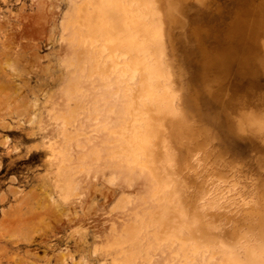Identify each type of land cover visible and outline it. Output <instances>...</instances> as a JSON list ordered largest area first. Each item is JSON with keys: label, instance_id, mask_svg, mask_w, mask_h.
<instances>
[{"label": "rangeland", "instance_id": "374dc122", "mask_svg": "<svg viewBox=\"0 0 264 264\" xmlns=\"http://www.w3.org/2000/svg\"><path fill=\"white\" fill-rule=\"evenodd\" d=\"M158 2L174 108L153 110L163 125L139 170L108 156L120 127L94 92L100 74L85 68L93 33L82 22L98 15L84 0H0V264H181L167 234L210 224L218 242L198 251L242 258L245 239L264 261V0ZM152 177L172 192L165 225L146 219L158 208Z\"/></svg>", "mask_w": 264, "mask_h": 264}, {"label": "bare ground", "instance_id": "6f19581e", "mask_svg": "<svg viewBox=\"0 0 264 264\" xmlns=\"http://www.w3.org/2000/svg\"><path fill=\"white\" fill-rule=\"evenodd\" d=\"M84 2L85 3H83V5L86 4V7L88 9L89 8L93 9V11L95 12L94 14L98 15V17L96 15V17H97L96 19H93L92 17H87V18H85V20L83 22L81 21V19H79V17H82L81 15H78L77 16L78 18L76 17L77 18L76 22H78V23L82 22V24L84 26L88 27L91 30V32L93 33L92 39H90V41L88 40L89 42H86V44H84L85 49H87L86 54H87V62H88V67H85V68L88 69L87 71H92L95 73L98 72L100 74L99 75L100 76V83H98V84L91 83V85L93 84L94 87L99 85L98 87H96V90L94 92L96 95L98 92L101 94V95H98L101 97L97 96V98H100L102 100L101 104L103 103L104 105L102 104V106H105L104 109L107 110L106 116L108 118L110 117L112 119V121L115 120L116 123L118 122V126L120 127V129H118V131L116 132L117 135L119 134L118 136L116 135L117 141H118V150H113V151L111 150L108 156L111 159L117 158L119 161L118 163L123 162V164L127 168L128 167L129 168H139V170H141L143 167L146 166V159H149V158H147V156L152 155V153L150 154V151H149V146H151L150 144H152V143L154 144L153 150H155V151H156L155 145L158 144V142H157L158 139L155 141L157 143H154V142L148 143L151 131L153 132V130H155V128L158 126L157 124L161 120H163V118L157 117L156 119L159 121L158 122L155 121L156 122L155 124L157 126L156 127L154 126L155 128H153V125H155V124L153 122L151 124V122H150L154 116L152 112H153V110L154 111L156 110L157 113H158V111H161V112L167 111L168 116H170L168 111L171 110V107L173 105V103L171 105V102L173 101L172 97L174 94L172 95L173 92L170 91V90H173L171 88V85H170V78H169L170 75H169V72L167 70L166 65L164 64L163 60L160 57L161 56V54H160L161 53V46L160 45H161V33H162V27L161 26L163 25V20L161 18L162 15H160V13H162V11L160 12L161 5L159 4L158 0H84ZM81 9H82V7H81ZM78 10H80V8ZM78 10L76 9V11H78ZM76 13L78 14L79 11ZM77 27H78V24H77ZM88 32H90V31H88ZM86 35H89V34L87 33ZM83 36H85V35H83ZM87 39H89V38H87ZM79 42L80 41L76 40V45L80 46ZM70 44H71V42H70ZM89 75H90V73H89ZM96 78L99 80V77L96 76L94 78V82L97 83ZM90 81H93V78H92V80L90 78ZM93 85L90 86V84H89V86L91 88L93 87ZM93 88H92V91H93ZM98 88H99V90H98ZM92 93L93 92H91V94ZM91 96H93V95H90V97ZM93 97L96 98L95 96H93ZM99 101L100 100H98V102ZM92 103L94 104L95 102H92ZM90 106H91V103H90ZM98 107H100V106H98ZM172 108H174V107H172ZM95 109H96V106H95ZM104 109H102V110L104 112H106V110H104ZM166 109H168V110H166ZM98 111H101V109ZM159 115H161V113ZM163 115L164 114L162 113V116ZM96 119L97 118H95V120ZM111 119L109 121H111ZM156 119H154V120H156ZM164 121L166 122L165 119H164ZM169 121L167 120L168 123H169ZM100 123H102V122H100ZM105 123H106V121H105ZM168 123H166V124H168ZM161 124L163 125L162 121H161ZM102 125H101V128H102L101 132L103 129H106V127H107V126L105 127V125L103 127ZM118 126L116 124V127H118ZM113 127H114V125H113ZM178 127H177L178 130L181 129ZM158 128L159 127H157L156 129L159 130ZM182 128L184 129V127H182ZM183 129H181V130H183ZM156 131H155V133H159ZM111 132L114 133L115 131H111ZM104 134H105V132H104ZM157 135H155V136L157 137ZM151 136H153V134H151ZM151 136H150V138H151ZM155 136H153V138H155ZM153 138H152V140H153ZM106 141H108V140H106ZM109 142H111V141H109ZM148 144H149V146H148ZM149 167H151V166H149ZM160 172H161V170H160ZM154 177H152V178L154 179ZM161 181L162 180L159 181L157 179H154V182H152L153 184L151 183L152 185H150L151 186V189H150L151 199H153V200L156 199L155 202L157 201L156 204L158 205V208L153 209L154 211H151L149 218H152V219H149V218H146V219L152 220L155 223L154 226L156 225L157 221H160L161 223H163V220L165 218V213H164V208H163V211L161 210V203H164V201L166 199V195L170 194V192L169 193L167 192L166 194L164 193V191H165L164 187L165 186H163V181L162 182ZM164 185H165V183H164ZM168 186H167V188H168ZM214 186H215V184H214ZM216 186H218V185H216ZM169 191H172V189ZM171 194H172V192H171ZM176 195H177V192H176ZM212 195H214V194H212ZM175 197L173 196L171 200H173V198H175ZM207 199H209V198H207ZM208 201H210V200H208ZM176 202H179V201H176ZM167 203H170V202L167 200L166 205H169ZM171 203H172V201H171ZM177 204L178 203L175 204V207L179 206V204L178 205ZM171 206H173V203ZM168 210H170V208ZM179 210H180V212H177V213L180 215L182 212L181 215H183V213H184L183 208H180ZM174 212H171V213H174ZM192 212H194V208H193ZM197 212H199V211L197 210ZM168 213H170V212H168ZM194 214L192 213V215H194ZM179 215L176 214V216H175L176 218L174 216H171V217L175 218L177 220ZM186 215H191V214L187 213V214H185V216ZM201 215H199V217ZM258 216H259V214H258ZM166 218H168V217H166ZM186 218L188 219L187 216H186ZM201 218H203V217H200V219H198V222H197L198 224L200 222H202V221H200ZM175 219H172L170 221H173ZM196 219L197 218L195 217V220ZM258 219L259 220L255 223L256 229L258 228L257 229V231H258L257 237H259V239H261L263 241V239H264V228L261 229L260 226L262 225V223L264 224V215L261 216V213H260V216L258 217ZM142 221H143V219H142ZM189 221H190V219H189ZM180 222H182V221H180ZM214 222H215V220H214ZM142 223H141V225H142ZM145 223H146V220H145ZM159 223H158V225H159ZM191 223L189 222V224H191ZM176 224L177 223H175L174 226ZM189 224H188V226H190ZM193 224H195L194 221H193ZM200 224L202 225V223H200ZM255 224L253 225V227L255 226ZM151 225H152V223H151ZM163 225H165V224L163 223ZM180 225H178L179 227L176 225L175 226L176 229L174 228V230H178V228H180ZM186 225H187V223H186ZM204 225H206V224H204ZM204 225H203V228H204ZM149 226H150V224H149ZM154 226H152V227H154ZM167 226H168V224H167ZM192 226L193 225H191V227ZM199 226H198V228H199ZM210 226H211V224H210ZM210 226H209V228H210ZM262 226L264 227V225H262ZM144 227H146V226L144 225ZM181 227L184 228L185 225H183ZM194 227H196V229H198L197 225ZM207 227L205 229H202V226H201L200 230L198 232H196L195 231L196 229L193 228L194 230L193 229L192 230L195 233H193L192 230H189L190 229V227H189V229H188L189 231L184 232L187 234L183 235V234L177 233L178 235H176L175 237L171 236V234H167L166 238L168 240L165 239L167 241V242L164 241L165 246H173V247L178 246V247H175L176 249H174V251H175L177 256H180V257H178V259L181 258L180 259L181 264H264V261L260 255L261 253L258 254V253H256V251H254L255 253L252 252L253 250H256V248H254V246H255L254 242H253V246H252L254 249L249 251L248 243L247 244L245 243L246 242L245 239L239 245V247H240L239 249H241L240 252L242 251V253H243V254L241 253L242 258L240 257V255H238L239 252H235L231 248L227 251H226V249H224L227 254L225 253L226 256L225 255L223 256L225 258H223V257L221 258V254H220L219 260L216 258H211V257L206 256L205 255L206 252H210V253L213 252L214 253L213 245H212V251L207 250L206 252H204V251L201 252V247H199L200 251H198V246L205 243L203 241H206L205 244L208 246H210L209 242L211 243L212 239H215V241H216V238L210 239L213 236H211L212 235L211 233L207 234V229H208ZM215 227L217 228V226H215ZM247 227H248V229L252 228V227H250L249 223H248ZM146 229L147 228H145L144 233L146 232ZM151 229L152 230H150V228H149L147 230L152 231L153 234H148V235L150 237L156 238L155 240H157V241L160 238L162 240L163 237H161V235L158 234V232H157L158 229L155 231L156 234H154L155 232L153 231V228H151ZM170 229H172V227ZM248 229H247V231H248ZM254 229H252V231ZM140 230H142V229H139V231ZM181 230H183V229H181ZM169 231L170 230H168L167 232H169ZM178 231H180V230H178ZM159 232H161V231H159ZM174 232L176 234L177 231H174ZM188 232H192L193 234L192 233L189 234ZM147 233H150V232H147ZM180 233H183V232L180 231ZM186 237L188 239H186ZM259 239H257V240H259ZM188 241H191L192 244L191 243L187 244L186 242H188ZM216 242H218V241H216ZM255 242H259V241H255ZM176 243H179V244L177 245ZM213 244H215L214 247H216V243H213ZM245 244H246V246H245ZM163 245H164V243H163ZM218 246L219 245H217V247ZM258 246H259V249L262 248L261 252L264 253V250H263L264 241L262 243L260 242V245H258ZM168 248H170V247H168ZM205 248L208 249V247H206V246H205ZM223 248H224V246H223ZM259 255H260V257H257ZM214 257H216V256H214ZM262 257H264V256L262 255ZM172 263H173V261H172Z\"/></svg>", "mask_w": 264, "mask_h": 264}]
</instances>
